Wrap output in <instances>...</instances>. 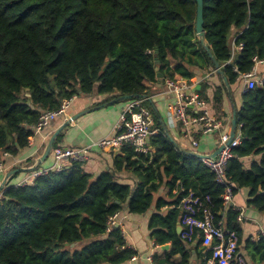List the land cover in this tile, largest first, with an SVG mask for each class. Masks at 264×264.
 I'll return each instance as SVG.
<instances>
[{
    "label": "trees",
    "instance_id": "trees-1",
    "mask_svg": "<svg viewBox=\"0 0 264 264\" xmlns=\"http://www.w3.org/2000/svg\"><path fill=\"white\" fill-rule=\"evenodd\" d=\"M202 1L205 43L231 87L252 70L254 58L264 59V0ZM195 20L194 0H0V157L27 149L40 113L57 111L65 100L91 93L106 95V103L145 98L160 80L189 81L191 68L213 71L196 38ZM231 33V44L242 45L233 59ZM217 76L212 101L219 109L226 89ZM206 88L199 93L204 100ZM144 104L152 114L150 131L157 130L147 140L151 152L125 146L112 172L93 177L83 162L73 161L32 185L3 189L0 264H127L135 252L119 228L107 231L108 220L123 209L144 215L154 203L150 238L158 246L170 244L168 257L180 255L179 264H188L176 227L179 202L189 192L209 197L215 219L240 240L238 212L221 205L223 187L201 161L168 140L157 113ZM235 118L240 140L226 181L233 196L248 189L247 206L264 213V79L242 93ZM248 157L251 164L244 169L242 159ZM119 171L137 180L123 184L115 176ZM163 183L174 198L166 213L159 210L168 202L154 199ZM245 249L251 263L264 264L262 235L248 239Z\"/></svg>",
    "mask_w": 264,
    "mask_h": 264
},
{
    "label": "crops",
    "instance_id": "crops-1",
    "mask_svg": "<svg viewBox=\"0 0 264 264\" xmlns=\"http://www.w3.org/2000/svg\"><path fill=\"white\" fill-rule=\"evenodd\" d=\"M191 70L194 73V77L187 81L190 85V91L200 93L202 86L207 87L205 89L206 98L205 100L203 99L206 103L205 110L209 116L220 122V130L211 135H199L197 139L196 135L198 134L194 131H190L188 134L184 133V130L174 117L173 95L166 90L164 86L165 80H160L152 84L148 96L145 97V99L157 113L162 130H167L179 150L193 151L203 156H210L217 151L221 134L225 132L229 133L230 131L232 117L235 111L241 106V95L243 93L244 83L241 79H238L236 84L230 87V97L227 92H225L221 101V106L217 109L214 107L212 101L214 90L220 85V80L215 71L208 70L207 72H200L195 68H191ZM257 71L256 78H262L264 75L263 65H258ZM106 100H108L106 95H97L96 93L75 97L64 116L56 117V119L42 132L34 133L27 149L21 151L17 156H9V158L5 159V171L0 173V184L8 172L15 170H20L23 174L20 176H16L17 174L13 175L7 181L6 186H15L26 179L34 170L32 168L42 155L44 147L52 133L64 121L88 109L93 110L79 117L63 130V136L58 146L87 149L88 151L86 159L83 162V169L93 177L98 176L102 172H112L114 168V159L115 157H122L121 151L113 152L107 149H100L95 146V144L115 134V127L120 112L131 99H122V97H119L107 103L105 102ZM156 131L157 130L151 131L152 133L150 135L156 134ZM238 133L240 132L237 129L236 134ZM192 141L197 142L196 147H192ZM147 148V152L152 151L150 147L147 146ZM251 160V157L242 159L244 169L249 168ZM52 162V158L49 156L38 168L51 166ZM115 176L119 178V182L131 186L137 180L135 176L125 171L116 172ZM154 195L156 201L157 199H163L168 202V204L159 210L161 213H166L168 210L173 209V205L170 203H172L174 198L169 196L170 192L164 183ZM172 195L176 197L175 190L172 191ZM247 195L248 189H238L232 198V206L235 210L239 209L243 213L242 220L238 223L241 230L238 252L243 257L246 264H253L245 249V242L248 239L254 240L258 235L264 233V213H260L254 208L247 206ZM155 200L154 202H156ZM154 206L155 203L150 211L140 216L132 215L128 213L126 209H123L116 218L114 227L121 230L126 246L135 252V260H130L127 264H179L181 261L180 255L177 254L168 257L171 249L170 244L158 246L155 245L154 239L150 238L148 222L151 214L154 212ZM177 234L179 235L180 233ZM185 249L189 251L188 264L203 263L204 249L199 240H194L189 243Z\"/></svg>",
    "mask_w": 264,
    "mask_h": 264
},
{
    "label": "built area",
    "instance_id": "built-area-1",
    "mask_svg": "<svg viewBox=\"0 0 264 264\" xmlns=\"http://www.w3.org/2000/svg\"><path fill=\"white\" fill-rule=\"evenodd\" d=\"M241 48V44L237 46L234 43L231 44V59L235 57ZM253 61L252 70L239 77L244 83L243 93L263 83L264 75L262 78L256 77L258 65H263L264 74V59L254 58ZM164 86L173 95L174 117L184 130V133L188 134L190 131H194L198 135L206 136L221 129L220 122L207 114L205 101L198 92L190 91V85L186 80L181 79L175 82L167 79L164 81ZM74 99L75 97L63 101L57 111L41 112L37 123L30 127L33 135L46 129L56 117L64 116ZM145 100L144 97L131 99L120 112L115 127V134L110 138L98 141L95 146L113 152H119L123 147L127 146L135 152L147 153V140L152 133L150 131L152 114L144 104ZM228 140V132L221 134L218 142V148L222 147L221 151L213 158H208L207 156L200 158L199 161L213 173L215 183L223 187L221 196L222 208L225 211L228 208H232V210L238 212L236 221L240 223L243 213L239 209L235 210L232 206V189L227 183L225 176L227 163L233 157L232 150L239 145L240 133H235L229 144H227ZM191 145L196 147L197 142L192 141ZM87 151L84 148L54 147L50 153L53 161L52 165L34 169L26 179L15 185V187L32 185L36 178L51 171H59L73 161L84 162ZM9 156L6 152L2 153L0 157V173L5 171L4 161ZM178 207L181 210L179 219V225L181 226L180 238L185 242L186 246L194 240L200 241L204 249L202 264H246L238 252L239 238L237 233L227 230L223 221L215 219L209 197L201 199L189 192L180 200ZM118 214H114L108 220L107 231L115 226ZM261 235L264 237V233ZM132 260H135L134 256L131 258Z\"/></svg>",
    "mask_w": 264,
    "mask_h": 264
},
{
    "label": "water",
    "instance_id": "water-1",
    "mask_svg": "<svg viewBox=\"0 0 264 264\" xmlns=\"http://www.w3.org/2000/svg\"><path fill=\"white\" fill-rule=\"evenodd\" d=\"M194 1L196 3V20H195V27H194L196 38L199 41L200 45L204 48V50L207 53L211 62L213 63L214 71L217 75H219L221 77L223 85L226 89V92H227L228 96L230 97V86L228 85L226 78L223 76V73L221 71V67L219 66V64L217 63V61L213 57L211 50L208 48V46L205 43V33L203 30V1L202 0H194ZM155 71L157 72L158 68H155ZM157 79H161V75L159 73L157 74ZM122 99H131V97L124 96V97H122ZM91 110H93V109H88L86 111H82L81 113L73 115L72 117H70L69 119L64 121L49 137V139H48V141L44 147V150L42 152V155L38 158L35 166L32 169H37L39 166H41L42 163H44L48 159L52 149L54 148L55 140L59 136V134L62 133L63 130L65 128H67L71 123L76 121L79 117L83 116L84 114L90 112ZM236 131H237V126H236V118H235V114H234L232 117V120H231L230 131H229V140H228L227 144H229L231 142V140L234 138ZM163 132L166 135V137L168 138V140L171 141L172 143H174L173 139L170 137L167 130L164 129ZM221 149H222V147H219L217 149V151L214 154L208 156V158H213L215 155H217L221 151ZM180 151L183 154H185L187 156L195 157L198 160L200 158L207 157V156H203L201 154L195 153L193 151H185V150H180ZM21 171H24V170H21ZM19 172H20V170L19 171L18 170L10 171L5 175V177L3 178V180L0 184V193L6 187L7 181L13 175L18 174ZM176 231H177V233H180V231H181V226L179 224H177Z\"/></svg>",
    "mask_w": 264,
    "mask_h": 264
},
{
    "label": "rangeland",
    "instance_id": "rangeland-1",
    "mask_svg": "<svg viewBox=\"0 0 264 264\" xmlns=\"http://www.w3.org/2000/svg\"><path fill=\"white\" fill-rule=\"evenodd\" d=\"M231 40H232V33H231V35H230V44H231ZM72 103V102H71ZM71 103H70V105L69 106H71ZM23 174V172H20V173H18L16 176H20V175H22Z\"/></svg>",
    "mask_w": 264,
    "mask_h": 264
}]
</instances>
